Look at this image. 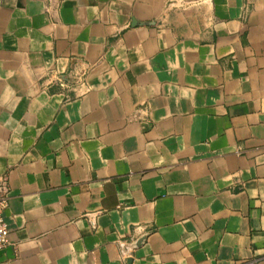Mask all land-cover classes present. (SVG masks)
<instances>
[{"label":"crops","instance_id":"crops-1","mask_svg":"<svg viewBox=\"0 0 264 264\" xmlns=\"http://www.w3.org/2000/svg\"><path fill=\"white\" fill-rule=\"evenodd\" d=\"M0 177V264H264V0H0Z\"/></svg>","mask_w":264,"mask_h":264},{"label":"built area","instance_id":"built-area-1","mask_svg":"<svg viewBox=\"0 0 264 264\" xmlns=\"http://www.w3.org/2000/svg\"><path fill=\"white\" fill-rule=\"evenodd\" d=\"M58 84L60 87H69V83L62 77H58ZM9 197L7 178L0 177V250H5L9 244L10 229L5 221L4 213L8 208Z\"/></svg>","mask_w":264,"mask_h":264},{"label":"water","instance_id":"water-1","mask_svg":"<svg viewBox=\"0 0 264 264\" xmlns=\"http://www.w3.org/2000/svg\"><path fill=\"white\" fill-rule=\"evenodd\" d=\"M13 247H7L5 250H0V262L7 260L12 256Z\"/></svg>","mask_w":264,"mask_h":264}]
</instances>
